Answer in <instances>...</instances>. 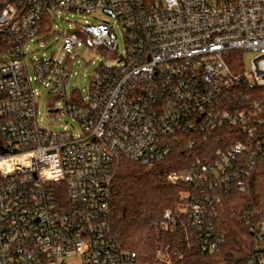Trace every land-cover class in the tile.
Here are the masks:
<instances>
[{"label": "built area", "instance_id": "built-area-1", "mask_svg": "<svg viewBox=\"0 0 264 264\" xmlns=\"http://www.w3.org/2000/svg\"><path fill=\"white\" fill-rule=\"evenodd\" d=\"M96 11L112 21H86L65 33L56 57L32 60V79L25 46L41 36L43 16ZM83 46L117 62L94 71L88 98L75 92L68 99L69 66ZM230 51L255 53L251 71L234 75L225 58ZM35 81L64 100L49 114L77 120L80 134L40 124ZM243 82L264 88V0L0 3V264H139L111 236L118 163L124 158L152 168L178 133L226 126L239 136L228 150L166 175L170 184L193 186L185 195L188 221L202 252H217L215 193L264 157V95L251 105L237 92ZM164 218V228H175L171 211ZM263 233L261 227L257 235Z\"/></svg>", "mask_w": 264, "mask_h": 264}, {"label": "trees", "instance_id": "trees-1", "mask_svg": "<svg viewBox=\"0 0 264 264\" xmlns=\"http://www.w3.org/2000/svg\"><path fill=\"white\" fill-rule=\"evenodd\" d=\"M50 19L43 16L40 33L54 35ZM225 58L233 74L241 76V51H230ZM237 92L249 96L252 105L260 101L264 88L243 82ZM237 133L226 126L182 131L171 137L169 154L152 168L120 160L109 198L111 236L135 252L139 264H264V233L257 235L264 227V157L255 159L246 177L232 179L215 193L220 202L210 211L219 238L217 252H202V238L188 221L185 195L193 186L166 179L168 173L183 171L198 159L212 158L219 149L228 150L239 140ZM167 210L177 219L175 228L162 226Z\"/></svg>", "mask_w": 264, "mask_h": 264}, {"label": "rangeland", "instance_id": "rangeland-1", "mask_svg": "<svg viewBox=\"0 0 264 264\" xmlns=\"http://www.w3.org/2000/svg\"><path fill=\"white\" fill-rule=\"evenodd\" d=\"M97 18V19H96ZM52 32H57L52 36V39L47 38V34L42 33L39 38L27 41L26 49V64L29 76L35 79L37 74L34 69L32 60L38 58L56 57L60 47L62 37L70 30H75L80 24L86 21L89 23H97L98 20L112 21L107 15L101 11H96L93 15H86L83 13L61 12L51 17ZM50 19V20H51ZM115 32L118 40V54L125 53V38L123 31L117 24ZM76 59L74 63L69 66L70 78L66 84V94L68 99L75 90L76 96H83L88 98V91L90 89L91 78L94 71L100 64L114 65L117 62L115 57L107 58L103 52L97 53L94 49L83 46L75 49ZM243 69L245 72L251 71L252 61L256 54L248 51H241ZM33 88L36 92L38 118L42 126L50 127L53 131H60L63 129H72L74 134L81 133V126L77 120L58 113L57 115H50V111L59 110L64 106L63 99H57L50 95L49 89L43 85H39L36 81L33 83Z\"/></svg>", "mask_w": 264, "mask_h": 264}]
</instances>
